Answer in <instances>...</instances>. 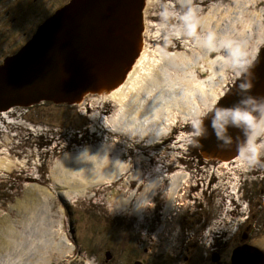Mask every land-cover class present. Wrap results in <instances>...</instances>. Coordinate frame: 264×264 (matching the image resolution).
I'll use <instances>...</instances> for the list:
<instances>
[{"label":"rangeland","instance_id":"rangeland-1","mask_svg":"<svg viewBox=\"0 0 264 264\" xmlns=\"http://www.w3.org/2000/svg\"><path fill=\"white\" fill-rule=\"evenodd\" d=\"M40 1L44 2L48 9L54 2V0ZM56 1L60 6L65 0ZM258 2L260 0H256L253 7L245 5L246 9L240 7L239 10L232 4V7H235L231 16L232 23L223 36L222 33L212 32L215 18H219L221 12H218L211 22H207L206 17L213 12L210 8L212 4L216 7L219 4L223 5L222 10L225 4L230 5L229 0H210L193 6H181L177 0H144L141 12V46L146 59L151 57V60H155L159 56L158 53L164 54L156 71L159 72L160 77L163 75L162 78L168 79L159 85L163 93H166V98L165 101L162 100L165 103H162L159 110L163 125L156 127L157 130L153 132L152 137H156L152 141L153 145L146 141L149 135L113 134L110 125L116 120L118 113L117 107L111 101L105 100L102 103L86 96L82 106L41 101L31 106L13 107L10 113L5 115L8 118L4 119L9 125L6 126L7 124L2 123L3 120L0 121V131L2 127H8L17 135L13 140L7 141L0 132V155H6L17 162L10 172H0V240H7L11 234L9 229L11 227L18 231L22 230L21 220L25 217V213L18 207L22 201L29 198L28 196L34 194L38 200L35 202L37 213L34 219L36 230L41 232L40 236L45 230V235L48 232L52 240L63 239L72 247L71 252L62 258L61 262L55 260L57 258L54 254L49 264H98L97 257H103L102 251L105 249L114 255L113 264H135V261H141L143 264H211L209 262L211 244L206 247V244L199 242L200 231L196 227L184 228L180 219L171 213L166 223L159 222L156 226L153 225L154 227L152 223L149 224L145 213L151 217L155 206L153 203V206L143 207L146 204L145 200L148 199L147 196L143 197L141 203L142 209H145L144 218L134 219L129 209L136 203L139 194L129 184L135 183L141 190L139 186L142 182L163 174L160 167L172 166L175 169L172 174L176 171L187 174V182H183L188 185L186 187L188 193L189 184L194 180L191 173L194 172L192 168L195 167L192 166V163H195L194 156L196 158L190 147L197 145L195 141L197 136L192 133L221 97L211 102L209 98L212 97V91H217L220 95L224 94L236 78L243 76L248 66L252 65L253 60L251 61L248 51L254 44H258V35L262 30L264 31V9L263 7L259 9V5H256ZM37 6L35 11L29 1L24 3L23 0H0V65L4 58L25 42L26 35L29 36L35 31L42 9L49 13L43 5ZM257 10L263 11L261 17H258ZM219 24L220 22L218 26H221ZM262 45L259 44L258 52ZM238 65L246 68L240 76L237 75V72L241 71ZM90 93L95 95L91 91H86L84 94ZM163 105H170L171 116H163L167 110ZM14 118L21 124V126L17 125L21 127L20 129L14 126L16 122L8 123ZM150 120L158 122L157 117ZM27 123L31 128L23 127ZM168 124L169 128H167ZM255 141L248 150H245L242 159L233 163L238 159V155L232 163L222 165L224 169L220 168L217 171L216 164L212 161L204 164V171H201L200 176L203 183L200 184L201 189L195 198L193 197L194 200L201 202L202 208L207 207L212 212L219 208L221 204L219 197L222 192L209 190L219 188L224 195H227L224 197L226 210L233 209L234 200L235 203H241V209L247 211L250 208L251 212L256 211L242 200L245 198L244 190L243 193L241 192L243 182H238L242 177L234 176V172L237 174L236 171H242L244 181L250 182L254 177L256 178L249 173L254 170L246 168L249 167L248 162H253V158L257 155L264 158V126L259 130ZM108 143L115 145L113 149L120 152L122 163L129 169L136 166L141 172L139 181H132L134 178L130 175L131 170L128 169L127 173L121 174L120 183L96 185L90 188L89 192L78 197H74L71 192H64L68 191V188L63 187L61 182L53 183L51 171L56 165L64 163L65 159H68L67 155L85 158L84 156L87 155L84 154L85 149L90 148L89 150L96 153V158L101 160ZM92 152L89 155H92ZM153 156L158 157L155 161L157 168L149 161ZM263 161L258 162V165H263V168L260 167L261 170L263 169L262 173H264ZM217 165L220 166L219 163ZM66 175L72 176L69 173ZM211 176L215 177L213 185H210L211 181H209ZM72 177L75 180L79 179ZM166 179L168 178L162 176L160 183L162 181L163 183H159L158 188L163 187V198L167 202L168 180ZM250 189L252 195L256 197L261 195L258 200L264 204V178L262 182L254 183ZM207 191L213 192L214 196L209 202H206L205 196L202 195ZM128 192L133 194L127 208L116 209L113 202L116 200L112 195L121 194L125 198ZM182 196V191H179L175 200H182L184 198L180 199ZM186 204L188 203L186 202L184 207L187 206ZM189 204L196 207L193 200H190ZM157 207H159L158 203L155 208ZM234 222H238L237 219ZM150 225L153 227L152 231ZM234 230L233 227L227 235H232ZM234 237L238 238V236ZM42 240L38 235L36 241L39 246ZM252 241L264 253V234L257 237L253 235ZM230 251V248L223 251V264H230ZM25 259L19 263L25 264L27 262Z\"/></svg>","mask_w":264,"mask_h":264},{"label":"water","instance_id":"water-1","mask_svg":"<svg viewBox=\"0 0 264 264\" xmlns=\"http://www.w3.org/2000/svg\"><path fill=\"white\" fill-rule=\"evenodd\" d=\"M144 0H69L43 20L33 35L0 65V112L13 107L53 101L76 104L86 91L108 90L120 84L141 47ZM252 87L241 91V81ZM251 95L264 97V46L245 74L236 78L197 126L207 129L196 137L198 158L226 161L245 148L264 110L252 113L247 127L230 128L225 145L210 127L216 108H232ZM231 264H264L254 246L233 250ZM137 264V263H136Z\"/></svg>","mask_w":264,"mask_h":264},{"label":"bare ground","instance_id":"bare-ground-1","mask_svg":"<svg viewBox=\"0 0 264 264\" xmlns=\"http://www.w3.org/2000/svg\"><path fill=\"white\" fill-rule=\"evenodd\" d=\"M177 1L179 2L180 5L193 6L198 3L203 4V2L205 3L210 0H177ZM229 1H230V5H228V3L225 4L224 9L222 10H221V6L223 5L219 4V6L216 7L215 4L214 5L212 4L210 8L213 10V12L207 14L206 17V21L211 22L214 19L215 15L218 12H221L220 17L215 18L216 21H214L212 32H215L216 34L218 32L222 33L223 36L226 35L229 25H231L232 23L231 16H233L234 8L236 7V9L239 10L240 7H243V9H246L245 5H252L253 7V4H255L256 2V0H229ZM232 4H234L235 7H232ZM262 12H263L262 10L259 11L257 10V13H259V16L258 15L257 16L261 17ZM218 22H220L219 25L221 26H218ZM258 36H259L258 37L259 41L257 42L258 44H254L251 50L248 51L251 61L254 60V57L258 52L259 44L264 45V31L262 30V33H260ZM158 55H159L158 58H156L155 60H151V57L150 59L149 58L146 59L145 52L143 50V47L141 46L139 48V53L137 57L133 61V64L131 65L129 70L125 72L124 77L120 82V84L113 86L108 90L102 89L100 91H95L94 92L95 95L91 93L86 95L84 94L81 97L80 101L77 102L76 104L82 106V103H84V101L86 100V96L90 97L91 100L101 101L102 103L105 100L113 102L114 105L117 107L116 109L118 113L116 120L115 121L113 120V122H111L110 125V130L113 131V134L123 133L125 135H130V136H134V134H137V136L149 135L150 139L146 138V141H148L150 145H153L152 141L156 137L153 138L152 134L155 131L156 127L163 125L162 120L159 117L160 115L159 110L162 107V103L165 101L164 98H166L165 95L166 93L165 92L163 93V90L159 85H161V82H165L166 80H168L162 78L163 75L162 77H160L158 74L159 72L156 71V69H159L157 65L164 58L163 53L162 54L158 53ZM169 86L171 85H167V87ZM164 88L166 89L165 86ZM171 91L172 90H170V92ZM201 91L204 93L203 89ZM222 95L223 94L220 95L219 92L217 91H212V97H210L209 99L211 102L213 101L215 102V100H218L219 97ZM162 100L164 101L162 102ZM169 106L170 105L164 106L165 109L167 110H166V114H163V116L167 117L168 115L171 114L170 113L171 107ZM12 109L13 108L9 109L8 111L1 112L0 121H2L1 119L2 117L8 118L5 115L10 113ZM148 114H151L153 117H157L158 122L156 123V121H151L150 118L153 117ZM2 123L6 125V123L4 122ZM8 125L9 124H7L6 126ZM262 126H264V115L258 122V125L253 131L251 137L248 139L247 145L243 150H241L239 156L237 157L238 159L234 161H233L234 158L232 160L230 159L226 161H221L217 159L216 160L206 159L205 161H219L220 166H217V168H215L217 171L220 168L224 169L222 165H228V163L230 162L232 163V161L233 163L238 162L239 159H242L245 150H248V147H250L251 145H253L254 142H256L255 139L257 138L259 134V130L261 129ZM169 127L170 126L168 124L167 128ZM2 128L3 129L0 132L4 135L7 141H11L13 140L14 136H17L15 133L14 134L12 133L13 129L10 128L9 130L8 127H2ZM105 147L106 148L102 153L103 156L101 160L100 159L98 160L96 158V153L89 150L90 148L85 149L84 154H87L84 156L85 158L82 157L78 158L79 156L76 157V155H72L73 157L69 155L71 156L69 157L67 155L66 157L68 159H65L64 163L62 162L59 165H56L54 169H52L51 176L53 178L51 179L53 180V183L54 181L61 182L63 187L68 188V191H64V192H71L72 194L75 195L74 197H78L89 192V189L96 185L101 186L110 182L113 183L115 180L118 181V178L121 177V174L127 173L129 167L120 161L121 158L120 152L113 149L115 145H113L112 143L111 144L108 143V146ZM90 152H92L91 153L92 155H89ZM21 162H23V160ZM16 165L17 162H15L12 158L6 155L4 156L0 155V172H10L12 167ZM23 166H25V164ZM53 170H55V172ZM129 170H131L130 175L134 178L132 181H137V180L139 181L141 177L140 176L141 172L136 169V166L132 167V169ZM229 170H233V169L229 168ZM67 173H69L72 176L78 177L79 179L75 180L72 176L70 177L66 175ZM162 176L168 178L166 179L168 180V183L166 182L167 184L166 188L168 189V195H167L168 200L166 202V207H167L168 202L171 201V198L173 197V195H175L176 191L181 185L180 183L184 181L183 179L185 178L186 175H184L181 171H176L173 174L171 173V175L169 176L164 175V173L163 174L161 173L158 174V177H153L147 181L142 182V185L139 186L141 189L140 190L141 194H139L138 198L136 197L137 198V200L135 199L136 203L133 204V206H131L129 209L132 216H134V219L141 220L142 218H144L145 209L143 210L142 209L143 207L141 205V203L144 200L143 197L147 196L148 198H150L152 195L155 194V191L157 190L158 185L162 180ZM185 186H187V184ZM132 194L133 193H129L125 198H123L121 194L112 195L113 199L116 200V201L113 200L116 209H122V210L126 209L132 198ZM28 197L29 198L27 200L22 201L18 207L19 210L25 213V217H26V218L25 217L22 218L21 220L22 230L18 231L16 228L12 229L11 227L9 228L11 231L10 232L11 234L8 237L9 239L7 238L6 241L0 240V264H20L19 262L21 261L23 262L25 257H27V259H25V261L27 260L25 264H49L53 259L52 256L54 254H55V258H57L55 260L61 262V259L64 258L65 256H68V254L71 252V248H72L71 244L63 239L52 240L53 238L52 239L50 238L51 236L48 235L49 233L47 231L46 232L48 236L45 235V230L42 231V236H40L41 232L40 231L38 232L36 230V224L34 219L36 218V213H37L36 212L37 204H35L37 199L35 198L34 194ZM170 203L169 206L171 205ZM9 229L7 232H9ZM37 234L39 235L40 240L43 239L42 240L43 244L41 242L40 246L38 245L39 243L37 244L38 241H36V239L38 238Z\"/></svg>","mask_w":264,"mask_h":264},{"label":"flooded vegetation","instance_id":"flooded-vegetation-1","mask_svg":"<svg viewBox=\"0 0 264 264\" xmlns=\"http://www.w3.org/2000/svg\"><path fill=\"white\" fill-rule=\"evenodd\" d=\"M24 3L25 2H30V5H33V8L36 9L35 11H37V5H43L44 7L47 8V6L45 5L44 2L40 1V0H23ZM66 1L69 0H65L60 6H58L57 1L54 0L53 4L50 5L49 9L47 8V10L49 11V13H46V10L42 12V14H39V20L38 22H36V27H35V31L38 27V25L43 21L46 20L48 17H50V15H52L57 8H60ZM257 6L259 5V9H261V7H263L264 9V0H260V2H258V4H256ZM182 6V5H181ZM50 10H52V12H50ZM51 13V14H50ZM48 14H50L48 16ZM34 31V32H35ZM33 32V33H34ZM33 33L31 32V34L28 36L26 35V39L25 42H27V40L33 35ZM29 34V33H28ZM22 43L21 45H19V47L16 49V51L24 44ZM16 51H14L11 55H13ZM10 56V55H9ZM256 56V55H255ZM3 112V111H2ZM1 113V112H0ZM3 121L5 118H1ZM21 121L25 122L24 120L21 119ZM5 122V121H4ZM10 122H16L14 124V126H16V129H20L21 127H17V125L21 126L20 123L17 122V119H12L9 120L8 123ZM7 124V121L5 122ZM23 127H27V128H31L28 123L25 124ZM22 127V128H23ZM193 154H195V148H197V145H191ZM158 157L157 156H153L150 158V162H152V165L156 167V159ZM264 160V158H260L258 157V155L253 158V162H248L249 167L246 168L247 170H254V172H249L250 174H252L253 176H256V178L254 177V180H251L250 182L244 181V177L242 176L244 174V172H240V171H236L237 174H235L234 172V176L237 177H242L239 178L238 182H243V188H241V192L243 193L244 190V202L249 206H251L253 209H255V212H251V209L248 208L247 211H245V209H241V203H235V201L233 200L232 202L234 207L231 210H226L225 209V202L224 201V197L227 195L223 194V191L220 190L219 188L213 189L210 188L209 190L215 192H219L221 191V197L220 201L221 204L219 206V208L214 209V212H212V210L206 208H202V204L200 201H196V199L194 200L193 197L195 198V195H197V192H199L200 188V184H202V178H200L201 176V171H204V164L208 163L209 161H205L206 159H202V158H198L196 155V158L194 156L193 161H195V163H192L193 167V171L191 173V175L194 177V180L192 181V184H189L190 187L188 188V193L186 192V180H187V174L184 173L185 178L183 179L184 182L181 183V185L179 186L176 194L173 197V201L172 203H170L171 205L166 207V200L163 198L164 195V189L163 187L158 188L155 191V194L152 195L150 198H148L146 200V204H148L149 206H157V203L159 204V207L157 208H153V214L151 217H149L148 215H146L145 213V217L148 218L147 221H149V224L152 223V226H156L157 223L159 224V222L162 223H166L168 219H170V213L173 216H177V218L180 219V222L182 223V226L184 228H192L193 226L196 227L197 230L200 231V234L198 236V240L200 243H204L206 244V247H208L210 244V248H209V262L211 264H223V258L224 256H222L223 251L225 250H229L230 248V257H229V262H230V258H231V254L233 252L234 249H236L237 247H243V246H254V248L258 249L257 245L254 244V242L252 241V236L254 235L255 237L260 236L262 234H264V204L260 203L258 200V197L260 198L261 195H258V197H256V195H252V192L250 191L251 187L254 185V183H260L263 181L264 178V173L263 169L261 170V168H263V165H258V162ZM215 162L216 166L215 168H217V163H219V161H212ZM185 163V162H184ZM264 163V161H263ZM220 164V163H219ZM185 165H187L185 163ZM154 168V169H155ZM161 171L164 173V175H170L171 172L175 171L174 168H172V166H162L160 167ZM200 169V170H199ZM242 170V169H241ZM246 172V170H245ZM20 173L18 172L17 175H19ZM120 178V179H119ZM118 181L115 180L113 183H120L122 181V177H119ZM214 176H211L209 178L210 185H213L214 183ZM211 179V180H210ZM247 182V185H246ZM163 181L160 183L162 184ZM245 183V184H244ZM129 185H132L135 190L136 193L140 194V190L137 187V185H135V183H130ZM108 186V185H107ZM226 189V188H225ZM250 189V190H249ZM159 190H161V192L159 193ZM179 191H182V197L180 199L182 200H175V196L179 193ZM211 191H207L204 194H202L203 196H205L206 202H209L211 199H213V192L210 193ZM226 192V191H225ZM201 193V192H200ZM241 193V196H242ZM233 195V194H231ZM230 197V195H229ZM234 198V196H232ZM193 200V202H195L196 207H192L191 204H189V201ZM216 201V198H215ZM187 206L184 207L185 203ZM165 204V205H164ZM178 204V206L176 207V205ZM181 204V205H180ZM166 207V208H165ZM146 208V206H145ZM150 209V208H149ZM192 209V210H191ZM176 211V212H175ZM228 216V217H227ZM231 219H228V218ZM145 218V220H146ZM238 222H234V220H236ZM234 222V223H233ZM179 224V223H178ZM151 226V225H150ZM151 226V231L153 230V227ZM234 227V231L232 232V235H227L230 233V230ZM231 228V229H230ZM150 231V232H151ZM234 236H238V238L234 237ZM210 241V243H209ZM259 250V249H258ZM260 251V250H259ZM103 253V257L98 256L97 257V263L98 264H113L114 261V255L112 254V252L108 251L107 249H105ZM262 252V251H260ZM263 253V252H262ZM264 255V253H263ZM143 264L141 261H135V264ZM231 264V263H230Z\"/></svg>","mask_w":264,"mask_h":264},{"label":"clouds","instance_id":"clouds-1","mask_svg":"<svg viewBox=\"0 0 264 264\" xmlns=\"http://www.w3.org/2000/svg\"><path fill=\"white\" fill-rule=\"evenodd\" d=\"M241 71L237 72L240 76L244 71H246L245 66L238 65ZM241 91H247L252 87L251 81H241L238 85ZM264 110V97H253L248 95L247 97L241 98L237 105L232 108H216L211 115L210 127L215 138L220 142V144H228L232 137L229 135L230 128H243L247 127L249 121L252 120V113L256 111ZM207 133V129H203L199 126L196 127L195 131L192 133L194 136L202 137ZM149 207L145 204L143 207ZM210 243V241H209Z\"/></svg>","mask_w":264,"mask_h":264}]
</instances>
